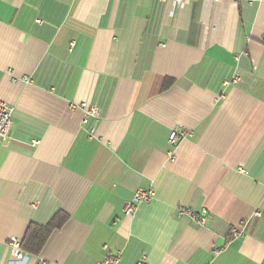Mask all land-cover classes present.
Masks as SVG:
<instances>
[{"label": "crops", "instance_id": "crops-1", "mask_svg": "<svg viewBox=\"0 0 264 264\" xmlns=\"http://www.w3.org/2000/svg\"><path fill=\"white\" fill-rule=\"evenodd\" d=\"M0 99V264H264V0H0Z\"/></svg>", "mask_w": 264, "mask_h": 264}, {"label": "built area", "instance_id": "built-area-1", "mask_svg": "<svg viewBox=\"0 0 264 264\" xmlns=\"http://www.w3.org/2000/svg\"><path fill=\"white\" fill-rule=\"evenodd\" d=\"M161 1H172L176 4L184 5L189 0H161ZM237 79V77L235 78ZM16 80V79H15ZM22 81H29L27 77H22ZM81 107L86 110V119L90 118H98L99 117V109L96 106H89L87 103H82ZM73 107H76L74 105ZM13 109L10 105H8L5 101L0 99V144H5L10 139L11 128L13 125L12 118ZM95 129V124L92 127V132ZM187 132L183 130H173L170 133L169 141L172 144H176L178 142L179 135L184 136ZM173 158V156H172ZM155 196L154 190L151 189H139L137 190L132 200L126 205L125 212L132 213L138 204L142 202L150 201ZM207 212L203 210L200 215L196 213H191L192 219L196 221L199 225H204L207 221ZM243 233V228L236 227L232 230L233 236H238ZM11 253L17 259H24L27 256V253L22 248L21 242L16 237H12L10 241ZM95 264H121V257L117 254H107L102 260L97 261ZM136 264H151L149 261V257L147 254L142 255L139 261Z\"/></svg>", "mask_w": 264, "mask_h": 264}]
</instances>
